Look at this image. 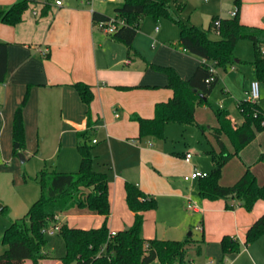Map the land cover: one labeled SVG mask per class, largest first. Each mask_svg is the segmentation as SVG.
Segmentation results:
<instances>
[{
  "label": "crops",
  "instance_id": "1",
  "mask_svg": "<svg viewBox=\"0 0 264 264\" xmlns=\"http://www.w3.org/2000/svg\"><path fill=\"white\" fill-rule=\"evenodd\" d=\"M14 1L0 0V6L12 4ZM214 2L229 8L235 7L233 0H215ZM120 5L118 0H61L60 5H50L45 13L41 9L38 15L25 12L22 20L15 25L0 22V41L8 44L7 73L5 80L0 83L2 112L0 163H7L9 154L11 152L14 154L12 150L13 113L27 95L22 109L26 144L20 153L24 154L25 160L35 153L46 160L53 159L57 154H63V161L66 162L63 164L69 165L70 168L63 166L61 171L75 170L76 163L80 162L76 146L77 132L86 129L87 106L81 101L73 84L78 81L89 84L93 92L90 111L94 122L90 128V144L92 147L94 144L97 145L94 152L96 155L93 154L94 159L101 153L98 148L100 142H104L101 144L103 149H108L112 153V162L120 173L107 177L110 211L113 212L109 231H114L115 213L118 209H125L123 203L125 182L134 183L146 194L152 196L157 194L158 197L168 199L174 204L175 207L171 205L174 209L177 208L176 204L180 208V202L183 200V208L191 211L186 207L187 203L182 193L190 194L192 197V190L187 187L183 189V184L168 177L175 167L173 161L175 157L160 152L152 146L149 141L151 136L139 138L138 124L130 117L137 114L151 118L154 115L155 104L166 101L173 95L172 89L167 86V74L157 67H170L182 79L187 80L201 62L200 58L175 46L179 28L167 19L161 20L159 26H154L152 22L141 18L133 41V46L140 55L132 56L122 42L110 39L109 32L92 18L94 11L113 18L115 8ZM238 16L242 24L264 27V0H241ZM192 21V24L201 25L200 28L207 29L206 24H198L193 19ZM218 38L219 36H216L212 39ZM235 61L242 62L237 59ZM214 69L219 78L217 68ZM251 70L252 78L249 81L248 90L250 82L255 80L252 65ZM204 107L206 105L196 108L197 121H202L200 110ZM229 118L235 126L242 122V119L237 122L230 112ZM167 124L174 123L165 125ZM178 126L185 130L190 125L179 124ZM116 150L126 152L132 150L130 155L126 153L125 162L119 167L114 162ZM183 158L184 156L182 168L186 171L184 173L186 175L193 167L197 168V165L193 162V155L190 163L185 162ZM211 165L213 166V163ZM130 168L137 172L135 178L122 174ZM182 182H186L183 177ZM198 198L202 202V207L193 198L199 206V211L192 212L202 213L201 232L204 233L205 214L208 216L217 213L221 216V220L215 234L209 237L210 242L203 247L202 253L195 255L190 252L192 255H189V260L185 264H194L198 259L206 262L214 260V264H221V237L225 234L235 237L237 235L244 241L248 227L264 212V201L258 200L250 211H246L235 201H233L235 203L233 209H226L225 201L222 199L208 200L199 195ZM128 212L131 216L130 220L123 226L119 225L118 228L124 229L132 224L133 212L129 209ZM146 212L143 236L159 238L156 234L157 229L153 236H150L152 229L145 217ZM93 213L86 208H72L59 214L56 222L66 223V218H69L71 214L91 215ZM184 219L186 218L178 222L182 231L185 230ZM98 226L99 224L94 225V227ZM83 227L88 229L90 226L83 225ZM189 236L191 235L184 236L182 239ZM160 239L167 238L163 236ZM47 253L49 258L46 259L51 260L53 257L49 251ZM244 253L251 260V264L262 262L254 242L244 245L237 254H227L224 262L226 263V257L229 255L238 258L240 255L244 256ZM45 263L43 259L41 264ZM51 264H62V262L61 260L52 261Z\"/></svg>",
  "mask_w": 264,
  "mask_h": 264
},
{
  "label": "trees",
  "instance_id": "2",
  "mask_svg": "<svg viewBox=\"0 0 264 264\" xmlns=\"http://www.w3.org/2000/svg\"><path fill=\"white\" fill-rule=\"evenodd\" d=\"M36 3L37 0H15L12 4L0 6V22L7 25L17 24L22 20L23 14ZM233 4L235 15L228 19L220 18L218 39L210 38L207 30L183 20L181 13L185 4L177 0H123L115 8L113 18L97 11L93 12L92 18L94 22H104L105 25L113 20L115 29L108 33V37L122 42L132 56L140 55L134 48L133 41L142 17L148 16L154 21L167 19L179 28L175 46L200 58V64L187 80L182 79L170 67H157L167 74V86L172 89L173 95L168 100L155 104L151 118L137 114L130 118L138 124L139 138H163L166 123L197 124L202 133L212 134L219 146V152L211 155L213 166L207 176L197 179V193L204 199L224 200L226 209H233L235 201L246 211H250L255 202L264 201V183H258L256 175L248 166L232 185L219 182L221 168L230 159L222 136L226 135L234 152L239 153L255 137V128H264V111L258 100L246 99L237 103V110L242 117V122L237 126L233 125L228 110L224 108L214 111L218 121L216 127H208L195 121L196 108L200 105L210 106L208 98L219 80L218 75L210 71V67L225 68L228 63L235 61L233 50L239 40L251 42L254 58L250 64L254 77L264 83V27L242 24L238 16L241 0H233ZM49 8V3L40 7L43 13ZM7 47L6 42L0 41V83L5 80L7 73ZM73 86L87 106L86 129L77 132L76 146L80 156L78 170L67 172L43 167L37 172L34 179L40 188L39 198L31 204L23 217L11 220L9 226L0 232V244L6 246L0 253V264H25V261L41 264L43 259L49 258L45 250L48 245L46 231L55 227L59 214L72 208H86L104 216L105 221L100 227L88 229L61 224L58 233L65 248L64 255L59 258L62 264H185L189 260L190 252L200 255L204 246L203 239H193L190 236L182 240L156 237L148 239L143 236L144 213L156 208V200L131 182H125L124 189L126 205L133 212L132 224L116 232L115 236H108L110 201L107 174L94 170L92 166V87L81 81L75 82ZM26 97L27 95L13 113L14 154L23 150L26 144L22 116ZM262 157L263 155L260 159ZM2 210H5V206ZM262 235L264 212L246 230L243 244H251ZM220 247L221 264H225L224 258L227 254L241 250L240 241L229 234L221 237Z\"/></svg>",
  "mask_w": 264,
  "mask_h": 264
},
{
  "label": "rangeland",
  "instance_id": "3",
  "mask_svg": "<svg viewBox=\"0 0 264 264\" xmlns=\"http://www.w3.org/2000/svg\"><path fill=\"white\" fill-rule=\"evenodd\" d=\"M177 1L184 2L185 4L181 13L182 19L191 23H193V19L198 24H206L207 29H205L207 30V34L212 38L219 36L218 30L213 22L214 18H231L230 13L231 11L235 10V7L233 6L229 8L224 4H216L214 2L215 0ZM118 2L122 4L123 0H118ZM30 12L31 9L27 13ZM143 19L152 22L154 26H159L161 20H165L160 19L157 23H155L148 16H144ZM197 26L201 27V25ZM233 53L235 59L242 62L233 61L232 63H228L225 68L217 67L218 73L220 75L219 81L209 96L210 106H206L200 110L202 121L200 122L195 119L198 124L216 127L218 125V121L214 111L218 108L228 109L232 117L237 122L241 121L242 119L236 105L240 100L249 99L248 84L252 78L250 62L254 58L253 46L248 40H239L234 47ZM223 78L226 79L224 80ZM258 104L264 111V83L261 82L260 98L258 99ZM178 125V123L165 125L163 138L159 139L150 137L149 141L158 151L175 157V159H173L175 167L173 168V171L169 173L168 177L170 179L179 181L180 184H183V189L187 187V189L189 188L192 190V197L201 206L202 202H200L197 195L198 180L185 183L182 182V177L186 172L182 168V157L187 151H190L193 155V162L197 165V168L202 172L209 173L212 169L211 155L218 154L219 146L216 143L214 136L208 132L202 133L197 124L187 126L188 128L185 130H182L181 126ZM222 140L225 144L227 152L230 154V159L221 168L219 182L223 185H232L238 180L244 168L248 166L256 175L258 183H264V128L261 130L255 128V137L237 154L234 152L233 145L226 135L222 136ZM103 143L104 142H100V147H98L101 150L100 155L96 156V158L93 160L92 166L94 170L105 172L107 177H112L114 173L120 174L112 162V153H110L108 149H103L104 147L101 145ZM158 144L160 145L158 146ZM96 147L97 145L95 144L92 147V152L95 155L96 153L94 152L96 151ZM9 151L11 150L9 149ZM131 151L132 150H129V152L118 150L114 151V162L116 166L119 167L122 165L125 162L126 153L127 155H130ZM18 153L12 154L11 152V154H9V158L7 159V163H0V204L5 206V210H0V232H3L9 226L11 220L23 217L31 204L39 198L40 188L34 178L41 168L46 167L49 170L57 171H61L63 166L70 168L69 165L63 164L65 161H63V154H57L53 159L46 160L43 159V157H40L38 153H35L34 155L27 157L25 161L21 162L20 158L18 157ZM21 154L24 156L23 153ZM262 155L263 157L260 159ZM64 163L66 164V162ZM76 164L77 165L75 166L77 167H74L75 170L68 172H74L78 170L79 163ZM155 172L158 173L157 171ZM122 174L125 176H131V178H135L137 176V172L131 168L127 169ZM182 194V196L185 198V203H187L186 196L188 194L184 192ZM158 196L159 195L154 194L156 208L153 210H148L145 214L148 225H150L152 229L150 233L152 235L150 236H153L155 229H157L156 234H158L159 239L165 236V238L171 240H182V237L187 236L188 233L191 232L190 237L193 239H203L204 246L210 242L209 237L212 234H215L217 227L220 224V215L217 213L209 214L208 216H206V214L204 215L203 233L201 232V229H198L197 227L201 224L202 213H194L192 211L185 210L182 204L183 200L180 202V208L176 204L177 208L174 209L171 207V205L174 206L172 202L168 201V199L165 200V198ZM123 203L125 209H118V211L115 213L113 225L115 232L122 230V228L120 229L118 226H123V224L127 223L131 218L125 202V196L123 198ZM173 211L175 212L173 213ZM112 213L113 212L111 210V216L108 218L107 222L108 229L109 222L112 218ZM182 218H186L184 219V231H182V227L178 225V222L182 220ZM104 221L105 217L102 215H97L96 213L91 215L71 214L69 218H66V224L80 228H84L83 225L90 226L88 228H97L94 227V225L99 224L98 227H100ZM57 224L61 226V224L58 222ZM46 237L48 240V245L45 250L49 251V254L53 258L51 260L45 259V264H51L52 261L59 262V258L65 253V248L63 240L59 236L58 230H53L51 234L46 233ZM236 238L240 241L242 250L244 247L243 241L237 235ZM254 244L258 248V251L261 255L262 262H260V264H264V235L260 236L254 242ZM5 249L6 246L0 244V253H2ZM245 253L248 255L247 252ZM245 253L244 256L240 255L238 258H235L236 256L234 255L227 256L225 264H251V260L247 258ZM213 261L206 262L200 261V259H198L194 264H214ZM26 264H30V262L27 261Z\"/></svg>",
  "mask_w": 264,
  "mask_h": 264
},
{
  "label": "built area",
  "instance_id": "4",
  "mask_svg": "<svg viewBox=\"0 0 264 264\" xmlns=\"http://www.w3.org/2000/svg\"><path fill=\"white\" fill-rule=\"evenodd\" d=\"M101 1H104V0H101ZM45 3H49L50 5H52V4L53 5H60L61 0H37V3L31 7L32 14L38 15L40 7ZM235 11L236 10H234L230 13L231 17H233L235 15ZM112 21L113 20H110L106 25L104 22H99V24L102 25L106 29L107 32H112L115 29V24ZM214 25L216 26V28L218 30L219 26H220V18H216L214 20ZM262 54L264 56V49L262 50ZM210 71L215 72V69L213 66L210 67ZM211 79L212 78H210V80ZM248 94H249V99H251L252 101H257L260 98V82L258 80L255 79V80H252L250 82ZM1 119H2V112L0 110V122H1ZM93 142H95V140H93ZM191 156H192V153L187 152L184 155V158H183L184 161L187 163H190ZM205 176H207L206 172H202V171L198 170L196 167H193L188 174L183 176V178L186 182H192L194 180H197V179L205 177ZM186 201H187V208L188 209H190L191 211H194V212L199 211L198 204L196 203L195 200H193V198L191 197L190 194H188L186 196ZM59 227L60 226L56 222L55 227H53V228L50 227L49 229H47L46 233L51 234L53 232V230H56V229L59 230ZM198 229H201V227L198 226ZM115 235H116L115 231H109V234H108L109 237H113Z\"/></svg>",
  "mask_w": 264,
  "mask_h": 264
},
{
  "label": "water",
  "instance_id": "5",
  "mask_svg": "<svg viewBox=\"0 0 264 264\" xmlns=\"http://www.w3.org/2000/svg\"><path fill=\"white\" fill-rule=\"evenodd\" d=\"M18 157L20 158V161L23 162L25 159L21 153H18ZM3 208V205L0 204V210ZM188 235H191V233H188Z\"/></svg>",
  "mask_w": 264,
  "mask_h": 264
}]
</instances>
